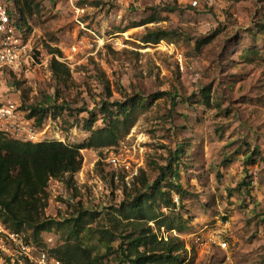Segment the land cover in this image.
I'll return each mask as SVG.
<instances>
[{
    "label": "rangeland",
    "instance_id": "1",
    "mask_svg": "<svg viewBox=\"0 0 264 264\" xmlns=\"http://www.w3.org/2000/svg\"><path fill=\"white\" fill-rule=\"evenodd\" d=\"M25 3L23 28L44 64L3 90L32 119L35 142L83 144L116 104L137 101L116 143L81 150L72 188L50 180L51 224L38 240L20 230L34 253L81 243L95 264H135L123 249L139 223L155 235L152 249L184 241L180 264H264V0ZM0 4L16 14L14 0ZM78 38L85 44L71 52ZM54 59L69 73L55 75ZM150 187L164 192L151 203L159 218L146 209L137 221L123 210ZM0 264L16 263L0 253Z\"/></svg>",
    "mask_w": 264,
    "mask_h": 264
},
{
    "label": "trees",
    "instance_id": "2",
    "mask_svg": "<svg viewBox=\"0 0 264 264\" xmlns=\"http://www.w3.org/2000/svg\"><path fill=\"white\" fill-rule=\"evenodd\" d=\"M15 12L13 16L22 21L25 17L26 9L29 4L25 3L21 7L20 0H14ZM27 34L28 29H25ZM65 67V70H61ZM52 70L55 75L69 73L64 63L54 59ZM20 80L15 82L18 88ZM137 104L133 100L132 106L125 103H118L116 114L110 113V121L106 127L97 129L92 136L83 144L69 145L59 140H46L39 142H24L11 137L0 131V218L9 225L14 231H20L24 226H29L34 231L35 239L38 240L41 232L51 224L50 218L46 216V208L49 205V182L51 179H57L64 182L72 188L75 183V175L82 167L83 156L81 150L93 146H108L117 142L120 127L131 125V114ZM37 114V109L33 108L30 117ZM107 116V115H106ZM43 115L38 117V124L43 123ZM163 194L159 188H149L145 193L144 199L136 197L129 206H125V213L129 211L137 221L145 219L146 209L152 213V199L156 193ZM166 206H170L167 204ZM124 207V208H125ZM129 209V210H128ZM153 214V213H152ZM149 215L151 219L158 220L159 216ZM81 217L76 219L75 227ZM134 235L129 237L130 247L126 250V257L135 256V264H154L165 261L168 264H180L184 261L181 253L185 251L184 241L177 243L158 242L157 247H150L156 243V237L153 233L144 231L145 226L136 225ZM169 229H176L174 225H169ZM82 228L75 229L71 235H79ZM179 232L185 230L179 228ZM143 248V249H141ZM159 252V253H158ZM62 261L63 264H95L92 250L81 243L62 245L51 249L49 252Z\"/></svg>",
    "mask_w": 264,
    "mask_h": 264
},
{
    "label": "built area",
    "instance_id": "3",
    "mask_svg": "<svg viewBox=\"0 0 264 264\" xmlns=\"http://www.w3.org/2000/svg\"><path fill=\"white\" fill-rule=\"evenodd\" d=\"M13 10L9 4H0V131L20 141L35 142L38 130L32 119L25 116L21 102L3 90L7 80H11V75H17V80H24L44 64L37 60L34 46L27 37L22 21L12 15ZM83 44V38L76 39L71 52H78ZM15 82L13 80L11 83L12 87ZM216 232L215 241L225 249L227 242L223 238L224 230L219 228ZM34 250L35 246L26 239L24 233L12 230L0 218V253L8 256L12 263L63 264L49 252L42 250L36 255Z\"/></svg>",
    "mask_w": 264,
    "mask_h": 264
}]
</instances>
